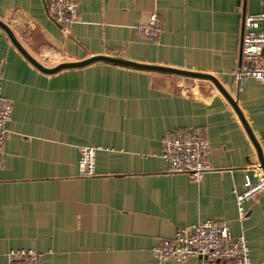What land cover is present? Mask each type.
Segmentation results:
<instances>
[{
	"label": "crops",
	"instance_id": "crops-1",
	"mask_svg": "<svg viewBox=\"0 0 264 264\" xmlns=\"http://www.w3.org/2000/svg\"><path fill=\"white\" fill-rule=\"evenodd\" d=\"M47 1L0 0V20L44 66L108 56L211 74L264 155L262 86L249 79L240 87L234 76L244 17L263 11L262 0H80V20L67 33ZM154 12L164 31L142 39L136 27ZM0 83L13 108L0 169V264H10V250L29 248L44 254L42 264H157L155 245L208 219L244 234L252 264H264V194L245 203L241 221L232 193L263 170L212 82L108 62L46 74L0 28ZM193 127L211 145V170L199 182L170 173L162 156L168 131ZM82 146L103 148L93 177L80 176Z\"/></svg>",
	"mask_w": 264,
	"mask_h": 264
},
{
	"label": "built area",
	"instance_id": "built-area-1",
	"mask_svg": "<svg viewBox=\"0 0 264 264\" xmlns=\"http://www.w3.org/2000/svg\"><path fill=\"white\" fill-rule=\"evenodd\" d=\"M262 4L263 11L244 17L241 65L234 76L240 87L249 79L257 80L262 86L264 99V0ZM47 10L51 20L67 33L80 20L81 1L48 0ZM136 29L142 39H157L164 31V23L154 12L146 23L138 25ZM12 113V105L3 95L0 83V169L5 154L6 126ZM161 146L162 156L168 162V171L172 174H186L191 181L199 182L211 170V145L201 128L168 131L162 138ZM101 150L103 148L99 146L79 148L81 177L96 175V157ZM232 193L239 219L247 220L248 212L244 205L264 194V172H256L255 179L247 176L245 189L242 192L234 189ZM151 252L157 264H186L192 258H197L199 264H252L246 236H233L229 224L216 219L179 226L173 238L163 239ZM7 256L10 264H42L44 254L29 248L12 249Z\"/></svg>",
	"mask_w": 264,
	"mask_h": 264
},
{
	"label": "water",
	"instance_id": "water-1",
	"mask_svg": "<svg viewBox=\"0 0 264 264\" xmlns=\"http://www.w3.org/2000/svg\"><path fill=\"white\" fill-rule=\"evenodd\" d=\"M0 28L8 35L12 44L20 51L21 54L38 70L46 74H56L66 69L83 68V67H86L96 62H108V63L120 65V66L137 69V70L151 71V72H157V73H166V74H171V75L183 76L187 78L200 79V80H207V81L212 82L216 86V88L222 93V95L228 100V102L232 105V107L235 109L236 113L240 117L242 123L244 124L247 132L250 135L252 142L254 143L257 149V153H258V157L260 161V168L264 172V155L262 153V149L260 145L258 144L248 123L246 122V119L242 111L240 110L236 99H234L228 93V91L223 87V85L220 83V81L215 76L211 74H207V73L186 71L182 69H175V68L164 67V66L140 64V63H136V62L120 59V58H115V57H108V56H95V57H91L83 61L63 62V63L58 64L55 67H46L29 53V51L18 40L13 30L7 23L0 20Z\"/></svg>",
	"mask_w": 264,
	"mask_h": 264
}]
</instances>
